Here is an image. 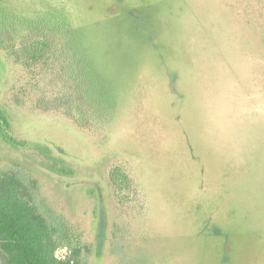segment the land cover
I'll return each instance as SVG.
<instances>
[{
	"label": "rangeland",
	"instance_id": "1",
	"mask_svg": "<svg viewBox=\"0 0 264 264\" xmlns=\"http://www.w3.org/2000/svg\"><path fill=\"white\" fill-rule=\"evenodd\" d=\"M243 7L0 0V12L68 13L117 102L105 136L26 103L9 115L23 145L0 140V173L20 177L87 264H264V34ZM116 163L128 182L109 192Z\"/></svg>",
	"mask_w": 264,
	"mask_h": 264
},
{
	"label": "trees",
	"instance_id": "2",
	"mask_svg": "<svg viewBox=\"0 0 264 264\" xmlns=\"http://www.w3.org/2000/svg\"><path fill=\"white\" fill-rule=\"evenodd\" d=\"M239 1L244 5L241 18L264 34V0ZM84 36L63 9L49 8L34 16L0 12V91L7 93L0 107V140L23 145L11 135L9 115L26 103L105 136L117 102L94 69ZM110 168L104 189H126V166L116 163ZM59 173L68 176L73 171L62 165ZM74 241L40 213L15 172L0 173V264H87ZM59 248H67L69 255L56 257Z\"/></svg>",
	"mask_w": 264,
	"mask_h": 264
}]
</instances>
